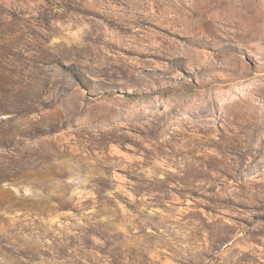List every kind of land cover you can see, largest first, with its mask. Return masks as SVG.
I'll return each mask as SVG.
<instances>
[{
  "label": "rangeland",
  "instance_id": "1",
  "mask_svg": "<svg viewBox=\"0 0 264 264\" xmlns=\"http://www.w3.org/2000/svg\"><path fill=\"white\" fill-rule=\"evenodd\" d=\"M0 264H264V0H0Z\"/></svg>",
  "mask_w": 264,
  "mask_h": 264
},
{
  "label": "bare ground",
  "instance_id": "2",
  "mask_svg": "<svg viewBox=\"0 0 264 264\" xmlns=\"http://www.w3.org/2000/svg\"><path fill=\"white\" fill-rule=\"evenodd\" d=\"M219 17H222V16H219ZM234 17H236V16H227V19H229V20L231 19V21H233L234 19H232V18H234ZM238 17L242 18L241 16H238ZM233 65H234L235 69H243L244 68L243 63L239 62L237 59H235V62L233 63ZM250 113H252V112L250 111ZM253 116L255 117V120H252V121L255 124H259L260 123L259 122V115L253 114Z\"/></svg>",
  "mask_w": 264,
  "mask_h": 264
}]
</instances>
